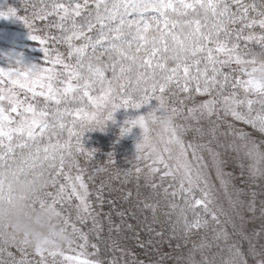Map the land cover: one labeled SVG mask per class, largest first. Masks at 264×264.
I'll return each mask as SVG.
<instances>
[{
  "label": "snow or ice",
  "instance_id": "1",
  "mask_svg": "<svg viewBox=\"0 0 264 264\" xmlns=\"http://www.w3.org/2000/svg\"><path fill=\"white\" fill-rule=\"evenodd\" d=\"M21 5L0 11V18L21 20L51 66L26 63L22 56L0 66V196L12 179L39 169L48 189L44 195L75 233L69 249L76 238L85 248L89 235L63 211L75 197L76 220L81 225L91 220L90 231L100 233V213L89 200L80 159L87 162L94 150L85 149L82 137L87 130H103L120 108L142 110L121 129L122 136L135 127L143 131L138 163L121 180L135 190L101 181L96 202L113 209L105 214L109 233H123L125 242L144 251V259L118 241L111 260L80 259L46 243L0 241V264H48L49 256L58 255L66 264L173 259L249 264L248 257L251 264H264V81L249 73L247 80L237 78L241 68L222 70L233 59L241 64V42L264 45V0H21ZM171 145L178 149L175 155ZM234 160L240 161L239 188L228 171ZM108 163L115 164L111 154ZM106 189L118 197L106 201ZM219 191L229 211L219 204ZM257 218L259 229L245 227ZM161 224L166 228L158 230ZM240 240L248 242L247 253ZM164 245L177 255L162 252Z\"/></svg>",
  "mask_w": 264,
  "mask_h": 264
},
{
  "label": "trees",
  "instance_id": "2",
  "mask_svg": "<svg viewBox=\"0 0 264 264\" xmlns=\"http://www.w3.org/2000/svg\"><path fill=\"white\" fill-rule=\"evenodd\" d=\"M6 7H14L17 9H22L21 0H0ZM5 7V8H6ZM257 34H260V30H255ZM35 47H38V51H30L28 49L23 50L24 53L30 54L31 57L34 58L35 62L40 67H50L51 65L45 61L44 53L42 50V45L39 41L32 42ZM246 49V51H242ZM63 51V49H61ZM238 54L241 57V64L236 65L235 60L231 62L230 66L222 69L224 72L232 73L233 70L241 68L243 73L235 72V76L239 79L247 80L249 79L247 73L253 74L254 69L257 67H264V45H261L255 41L249 42H241L240 49H238ZM221 59H226L223 53L218 54ZM106 75L111 78V73H106ZM23 98V96H22ZM204 97H200L203 99ZM239 127H245L243 125H239ZM250 130V129H245ZM67 134L65 133V136ZM82 143L86 150H94L93 155L90 160L85 162L84 158L81 157V164L87 168L86 174H90L95 177L94 181H90L89 184V192H90V201L92 202V207L96 212H99L100 215L98 217L100 221L101 231L97 235L95 232L90 231L92 229V221L88 220L86 224L81 225L76 219L72 222L76 223V226L80 228L83 232L89 235L88 245L83 248V252L86 254L87 259H103V260H111L112 258V244L113 241H118L122 247L126 246L129 250L135 252V255L141 259H144V251L139 248H133V244L131 242H125L124 234L116 235L114 232L109 233V223L106 213H109L113 209H111L108 203H105L102 207L98 205L96 202V189L99 186L101 181H104L105 184H110L113 189H120L123 187L124 191H134L133 183H125L121 185V180L124 179L123 173L132 169L134 165L131 163L125 162L122 158L127 155L124 151L126 148V142L123 139V136L119 133V130L116 128H109L107 125L104 126L103 130L94 129L85 131L82 137ZM112 155L115 164L108 163L109 155ZM107 167L108 172L97 173V169H103ZM121 173L119 179L116 178V174ZM75 174V173H73ZM109 177H112L110 180ZM118 192H113L109 195L108 190H105V200H111L118 197ZM179 197L177 198V202H179ZM122 203V202H119ZM65 208V207H64ZM208 219H211L208 217ZM113 221L115 223H119V218L113 216ZM160 228H166V225H159L158 230ZM228 230L231 232V225L227 226ZM170 235V233H168ZM80 243L83 241L78 240ZM91 244H96L97 249H93ZM241 250L245 253L248 251V242L246 240L239 241ZM12 251H16L12 249ZM31 252V250H29ZM161 251L165 253H172L173 256L177 255V253H173L172 248L167 247L166 245L161 247ZM186 253V249L184 250ZM19 255V254H17ZM32 259L38 260L39 257L33 255L30 257ZM249 264H251V258L248 257ZM61 264L59 257H48V264ZM165 264H176V261L166 260Z\"/></svg>",
  "mask_w": 264,
  "mask_h": 264
},
{
  "label": "clouds",
  "instance_id": "3",
  "mask_svg": "<svg viewBox=\"0 0 264 264\" xmlns=\"http://www.w3.org/2000/svg\"><path fill=\"white\" fill-rule=\"evenodd\" d=\"M46 179L36 172L12 179L0 196V241L61 248L75 239L72 228L44 195Z\"/></svg>",
  "mask_w": 264,
  "mask_h": 264
},
{
  "label": "rangeland",
  "instance_id": "4",
  "mask_svg": "<svg viewBox=\"0 0 264 264\" xmlns=\"http://www.w3.org/2000/svg\"><path fill=\"white\" fill-rule=\"evenodd\" d=\"M3 2H0V11H6L8 7H6ZM29 30L25 26V24L15 17H10L8 19L0 18V66L8 67L9 59L13 56H22L26 63L29 64H35L38 65L34 58L30 56V54L24 53L23 50H30V51H38V47H35L32 42H35L29 38ZM45 68V67H41ZM253 78L264 81V67H257L254 69L253 74H251ZM249 77V76H248ZM143 114L142 110H136L131 108H120L114 113V121H108L106 123L107 127L109 128H116L119 130V133L121 134L122 127L125 126V122L129 119H133L136 116ZM159 130V129H157ZM154 132H150V136H154ZM143 131L139 127H135L132 129L130 133L127 135H123V139L126 142V148L125 152L127 155H125L122 159L125 162L131 163L132 165H136L138 161L136 160V156L139 155L137 152V144L142 140ZM159 147L162 149L163 145H159ZM173 148V155H175L178 152V149L175 145H171ZM206 156V154H205ZM207 159V156H206ZM140 166L144 167V162L140 161ZM148 163H151V161H148ZM210 163V161H209ZM239 160H234L232 165L228 168V171H233L234 175L236 177L234 183L237 188L241 187V169L239 167ZM245 165L249 163V161H244ZM211 175L210 179L213 180V182L217 185V188H219V182L215 181V171L214 169L210 170ZM90 174H85L84 179L85 182L90 184V180H88V176ZM70 191V189H69ZM90 193V192H89ZM217 199L219 204L226 210L229 211V203L228 198L226 194L223 191H219L217 193ZM90 200V195H89ZM79 203L75 197H73L71 204L65 203L63 211L65 214H70L71 216V222L76 219V209L75 205ZM247 219V216H246ZM260 222L257 218L254 223H246L245 227L247 229H252L253 227L259 229ZM79 239L76 238L75 243L73 244L72 248L69 249L68 245H64L61 247L64 250L65 255H72V256H78L80 259H87L86 254L83 252V249L79 247V244H81ZM83 243V242H82ZM60 259L61 264H66V262L63 260V257L57 256ZM54 258V257H53Z\"/></svg>",
  "mask_w": 264,
  "mask_h": 264
}]
</instances>
